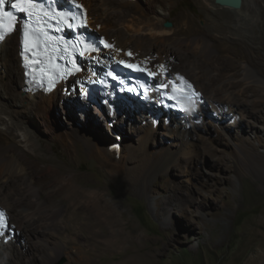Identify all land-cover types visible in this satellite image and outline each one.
Returning <instances> with one entry per match:
<instances>
[{"label": "rangeland", "instance_id": "1", "mask_svg": "<svg viewBox=\"0 0 264 264\" xmlns=\"http://www.w3.org/2000/svg\"><path fill=\"white\" fill-rule=\"evenodd\" d=\"M79 1L88 7L90 14L93 13L89 0ZM170 1L138 0V5L150 19L163 13L164 23L171 22L177 29L188 20V31L183 34L187 37L204 32L206 25L212 22L205 18L194 0ZM259 2L247 0L256 9L255 21H247L243 30L233 33H230L229 25H224L226 36L222 35V42L231 49L229 57L238 60L239 70L243 66L249 67L261 76L264 71V41L261 39L264 38V0ZM94 4L97 6L98 2ZM97 12V17L101 18L102 10L98 8ZM164 23L156 24V28H164ZM139 28L130 22L116 26L126 37L131 35V49L118 53L123 59L136 61L138 54L134 56L133 50L140 46L152 47V38L142 30L138 31ZM93 31L112 38L114 46L122 42L111 27L100 24ZM183 36L178 35L179 38ZM165 46L174 51L179 48L185 50V44L176 42ZM154 51L157 59L160 50ZM176 55H172L174 60L186 72L189 62ZM169 69L172 70L171 67ZM3 73L0 69V77ZM231 75L226 71L224 81L240 80L239 75ZM216 87L206 86L205 97ZM65 91L73 96L75 94L73 100H76L77 93L71 92L70 87L66 86ZM236 91L228 90L222 97H232ZM259 98L262 97L255 96L249 99V104L235 107V112L229 113L230 118L220 125L212 111L214 106L207 104V115L200 118L202 125H196L191 135L179 134L173 127L174 123L166 125L162 122L159 128H155L148 119L143 121L130 116L131 122L126 120L121 135L127 150L115 162L105 155L104 147L109 144L104 139L107 138L106 133H120L117 122L111 128L110 121L106 123V118L96 117L97 113L90 112V108L86 111L78 105L69 108L71 103L61 99V96L40 115L23 114L26 126L36 131L34 147L18 149L19 137L7 133L2 126L0 142L15 150L16 155H24V163L29 168L38 166L41 157L67 166V157L60 153L62 144L73 141L82 146V152L87 157L81 159V166L74 172L86 176V186L92 192L100 190L105 196L102 232L106 233L104 245H100L102 252L95 258V264H116L134 256H137L135 264H248L264 251L261 246L264 242V106L257 107L253 103ZM95 118L98 121H94ZM187 130H191V126ZM90 132L99 141L97 150L107 159L104 158L105 165L90 158L91 149L83 147L82 139ZM124 143L121 141L120 146ZM29 172L26 177L31 180L36 174H31V169ZM24 196L30 197L26 191ZM41 197L48 202V197ZM64 199L66 195L60 194L58 209L61 215L67 206ZM11 201L19 213L22 205L15 198ZM10 222L18 227L11 211ZM57 230L50 231L51 243L61 238ZM131 238L133 244L129 245L126 242ZM27 242L29 245L22 261L25 264H47L48 252L44 246L32 236ZM77 242L87 245L84 239L79 238ZM75 251L73 249L70 254L65 252L51 264L62 261L63 264H82L73 255Z\"/></svg>", "mask_w": 264, "mask_h": 264}, {"label": "bare ground", "instance_id": "2", "mask_svg": "<svg viewBox=\"0 0 264 264\" xmlns=\"http://www.w3.org/2000/svg\"><path fill=\"white\" fill-rule=\"evenodd\" d=\"M96 1L98 2L97 6L94 4ZM194 1L200 6L205 18L207 20L211 19L212 22L206 25L204 32H200L192 37L183 36L189 28L188 20H183V23L181 21L182 24H180L179 29L174 27L173 24L169 29H157L156 24L163 25L164 23L163 13H160L161 15L158 14V18L150 19L138 5V0H89V8H91L93 16H91L92 14H90L88 7L86 5L85 7L91 27L98 28L100 24L105 27H111L114 30V34L122 38V42L115 44L114 52L111 54V57L116 61H128L127 59H123L118 53L121 50L128 51L131 49V39H129L131 35L128 34V37H126L124 33L116 29V26L124 22H130L133 25L140 26L141 29L139 28L138 31L142 30L154 41L152 47L144 48L140 46L133 50L134 56L138 54L137 60H135L140 64L147 66L156 73L171 67L173 73L187 75L188 79L197 86L204 97L206 95L204 93L206 86H217L205 97L206 102L200 104L199 109L205 111L207 104L213 105L214 109L212 111L215 114L214 117L220 125L223 124L224 120L230 118L228 114L235 112V107L239 108L247 105V103L249 104V99L255 96L260 95L262 97L258 101L253 102L255 106H264V71L259 76L249 67L243 66L239 70L238 60L229 57L231 49L222 42V35L226 36L223 33L225 32L224 25L231 27L232 32L230 33L236 30H243L247 21H255L256 9L247 3V0H243L242 7L239 10L218 6L212 0ZM253 1L257 4L260 3V0ZM98 8L103 12L101 18L97 17ZM92 23L94 26H92ZM180 34L183 38L178 37ZM261 39L264 41V38ZM109 40L114 45L113 39ZM172 42H176L179 45L185 44V50L179 48L174 51L165 46V44ZM14 48L15 50H13ZM155 49L160 50V52H157L159 54V56L157 55V59H155L154 55ZM216 50L218 54H214ZM18 52L19 33L16 32L7 37L3 44L0 45V69L4 72L3 76L0 77V91H2L0 92V126L4 127L7 133L11 135L16 134L17 138L19 137L16 145L18 149L25 147L32 148L34 147V132L36 131H31L26 126L27 121L23 114L40 115L46 112L51 107L52 102L58 99L59 96L69 103L72 102L74 96L65 91V87L68 85L67 82L59 85L52 93L26 92L24 73L20 67ZM174 54H177L176 56L179 55L182 61L189 62L186 72L182 70L183 66L174 60L172 56ZM102 59L107 60V57H102ZM81 63L84 65V61L81 60ZM226 71L232 73L231 77L239 75L240 80L232 82L224 81ZM240 71L241 73H239ZM228 90L237 91L235 94L231 93L232 97L227 98L226 96V98H223L222 94ZM76 102L77 100H73L71 103L73 105L69 104L68 107L72 108L76 106ZM78 107H82L81 109L84 111L88 110V106L85 104L82 106L78 105ZM226 109L229 111L227 110L226 112ZM100 112L102 113L100 114ZM100 112L97 113L96 117L101 116L102 119L106 118L108 120L106 123H109L111 119H116L120 128L119 134L113 132L106 133L107 138L104 139L109 144L104 147L105 155L112 157L115 162L120 160L127 150L124 138L121 135H123L122 131L126 120L131 122L129 118L133 114L131 111L124 112L121 116L122 118H118L117 116H111L105 108H102ZM109 116L111 119H109ZM138 118L143 121L147 119L144 115H140ZM94 121H98V119L95 118ZM172 123H174L173 127L175 131L183 135H191L196 128V125L191 124V130H187V123L181 124L175 121L170 124ZM118 138L120 139V143L123 141L124 144L120 146L118 154L112 153L109 151V146ZM95 139L92 133L88 137H83V147L91 149L90 158L92 157L100 164L105 165V160L107 159L104 157V160L103 155L97 150L99 141ZM101 142L104 141L102 140ZM236 148L238 147L236 146ZM60 153L67 157V166L59 165L50 158L41 157L38 166L29 168L24 163V155H16L15 150L0 142V206L6 209L9 215L11 211V214L18 222L16 230L19 231V236L9 246H0V264H25L22 260L27 245H29L27 239L30 236L43 245L45 251L48 252L47 264L55 262L65 252L72 253L73 249L76 250V253L73 255L79 259L80 263L95 264V258L99 256L103 248L100 245H104L103 239L105 238L104 233H106L102 232L104 227L105 196L99 192L100 190L92 192L91 188L86 186L84 179L86 176L74 172V169L81 166V159L87 157L82 152L81 145L73 141L71 143H64L62 144ZM30 169L32 170L31 174H36L33 175L34 177L31 180L26 177L30 173ZM24 177H26L25 180L23 179ZM24 191L29 193L30 197L24 196ZM60 194L66 195V199L64 200H66L67 206L63 215L60 214L58 209ZM41 195L48 197V202L42 197L39 198ZM12 198L17 199L22 205L19 213L11 201ZM31 198H34V200H31ZM13 224L15 225L16 223ZM61 224L64 226H62L63 228L60 227ZM67 224H69V227H67ZM56 228H58L57 232L61 238L60 240L54 239L53 243H51L50 231ZM79 238L84 239L87 245L83 244L85 246H82V244H78L77 239ZM126 243L132 245V238L131 241ZM18 246H21V248H18ZM261 246L264 250V242ZM136 261L137 256H134L130 260L125 259L116 264H135ZM248 264H264V251L259 252Z\"/></svg>", "mask_w": 264, "mask_h": 264}, {"label": "clouds", "instance_id": "3", "mask_svg": "<svg viewBox=\"0 0 264 264\" xmlns=\"http://www.w3.org/2000/svg\"><path fill=\"white\" fill-rule=\"evenodd\" d=\"M170 74L171 75H173V74L182 75L181 73H173L172 70H170ZM182 76L187 81H189V83L193 84L195 86V88L202 94L204 100L202 103L198 104V108H199L200 104H204L206 102L203 93L185 75H182ZM74 96H75V94H74ZM78 96H79V94L77 93V96L75 97V99L78 98ZM72 102H73V100H72ZM132 103H134V102L131 101L130 102L131 105L129 106V108L123 109L122 111H120V108L119 109H117V108L116 109H110L109 107L107 108V107H104L101 105L93 104L88 99H86L84 101H79V104L77 103V105L81 106V105L85 104L88 106V108H90V112L92 111L95 113L100 112L102 108H106L109 111L111 116H117L118 118H122L121 116L124 112L131 111L132 114L136 117H138L140 115H144L148 119V122H151L153 127H155V128H159L158 125L162 122H163V124L169 125L171 122H175V121L180 122L181 124L187 123L188 128H190L191 124L200 126V125H202V122H203L200 119L201 116H206L207 112H208L206 110L203 111V110L199 109V111L202 112L201 115L196 116L191 120L190 118L181 116L178 113H173V112L168 113V111H166V110H165V112H163V114L161 112H159L160 110L163 111L164 109L159 106V102H157V97H153L152 103H148V104H141V105L137 104V105H135V103L134 104H132ZM114 110H116L118 112H113ZM109 119H111L110 116H109ZM197 119H199V120H197ZM194 120H196V121H194ZM115 122H116V119H111V121H110L111 128H114ZM199 122H201V123H199ZM113 145H117V147L119 149H116V150L112 149ZM120 145H121L120 139L118 138V139H116V141L115 140L113 141V144L111 146H109V151H111L112 153L118 154L119 150H120ZM0 213L2 214L0 216V219L3 220V226L0 227V246H9L12 242L15 241V238L17 236H19V231H17L16 226L10 222V215L8 214L7 210L1 206H0Z\"/></svg>", "mask_w": 264, "mask_h": 264}, {"label": "snow or ice", "instance_id": "4", "mask_svg": "<svg viewBox=\"0 0 264 264\" xmlns=\"http://www.w3.org/2000/svg\"><path fill=\"white\" fill-rule=\"evenodd\" d=\"M9 4L12 9L16 12L26 13L28 17L33 18L35 17L36 20H40L41 15H48V13L43 12V7L41 4L37 3L36 0H0V41H4L6 35L13 30H15V22L17 17L13 15V12L6 11L5 6ZM61 13H56V16H61ZM66 17V14H64ZM24 29V46L25 50L27 51L29 48V37L34 36L37 40H39V34L43 33L44 36H48V33L43 28L31 27L28 22L23 25ZM48 39H52L48 37ZM59 49H57L58 51ZM29 58L25 56V60L27 61ZM37 63H41L37 61ZM132 67V66H129ZM42 70V69H39ZM27 75V73H26ZM186 83V82H185ZM187 87L191 89V85L187 84ZM192 95H197L195 92ZM3 226V220L0 219V227Z\"/></svg>", "mask_w": 264, "mask_h": 264}, {"label": "water", "instance_id": "5", "mask_svg": "<svg viewBox=\"0 0 264 264\" xmlns=\"http://www.w3.org/2000/svg\"><path fill=\"white\" fill-rule=\"evenodd\" d=\"M216 5L218 6H222V7H228V8H232L235 10H239L242 7L243 4V0H212ZM172 27V23L171 22H165L164 23V28L169 29ZM64 261H62L59 264H63Z\"/></svg>", "mask_w": 264, "mask_h": 264}]
</instances>
